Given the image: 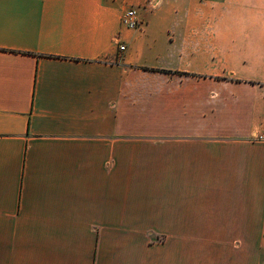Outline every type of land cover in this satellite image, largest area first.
Returning <instances> with one entry per match:
<instances>
[{
    "label": "crops",
    "instance_id": "1",
    "mask_svg": "<svg viewBox=\"0 0 264 264\" xmlns=\"http://www.w3.org/2000/svg\"><path fill=\"white\" fill-rule=\"evenodd\" d=\"M260 134L264 0H0V264H264Z\"/></svg>",
    "mask_w": 264,
    "mask_h": 264
},
{
    "label": "built area",
    "instance_id": "2",
    "mask_svg": "<svg viewBox=\"0 0 264 264\" xmlns=\"http://www.w3.org/2000/svg\"><path fill=\"white\" fill-rule=\"evenodd\" d=\"M122 22L131 28H141L143 25V21L139 19L137 16V12L135 9L131 8L126 11L122 18ZM120 50H125L126 46L124 44H120L119 46ZM257 139H264V134L255 135Z\"/></svg>",
    "mask_w": 264,
    "mask_h": 264
}]
</instances>
